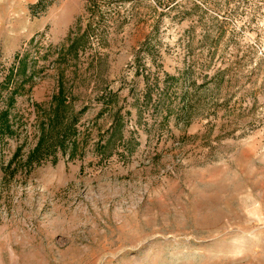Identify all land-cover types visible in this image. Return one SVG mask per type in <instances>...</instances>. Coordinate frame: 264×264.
<instances>
[{"label":"rangeland","instance_id":"obj_1","mask_svg":"<svg viewBox=\"0 0 264 264\" xmlns=\"http://www.w3.org/2000/svg\"><path fill=\"white\" fill-rule=\"evenodd\" d=\"M0 264H264V0H0Z\"/></svg>","mask_w":264,"mask_h":264}]
</instances>
